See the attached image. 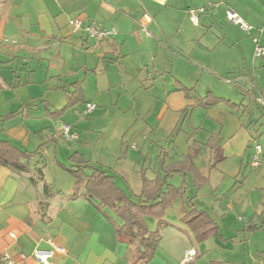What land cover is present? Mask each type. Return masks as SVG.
<instances>
[{
    "label": "rangeland",
    "instance_id": "374dc122",
    "mask_svg": "<svg viewBox=\"0 0 264 264\" xmlns=\"http://www.w3.org/2000/svg\"><path fill=\"white\" fill-rule=\"evenodd\" d=\"M200 20L194 37H179L176 41L181 51L167 49L165 43L158 50L154 47L151 53L136 52L126 57L122 55L121 59L116 56L105 61L102 52L86 49L83 59L94 72L87 73L83 69L81 78L87 75L86 100L93 102L96 109L88 113L81 105L76 111H66L63 120L53 121L56 129L66 125L72 128L70 135L77 137L75 140L57 137L61 162L65 149L85 151L93 163L98 160L105 162L109 166L108 172L115 175L118 186L132 191L134 199L142 187V173L154 178L158 159L162 155L167 162L182 160L185 155L192 156L195 164L210 179L202 189L197 204L210 212L217 224L224 228L228 222L223 219L233 213L227 209L228 204L242 209L247 204L246 193L255 189L264 192V153L260 157V167L251 164L256 145H261L264 151V57L256 55L258 46L264 49V24L245 21L253 27L251 32H245L224 17L215 22L212 15H201ZM91 43L96 47L95 41ZM75 57L82 58L78 54ZM28 62L27 70L40 69L38 73L28 74L33 82L29 84V91L35 99L27 98L28 88L19 87L16 78L14 89L8 88L3 92L6 99L24 97L25 103H30L35 110L39 108L40 115L47 119L45 105L48 104L52 111L63 108L66 92L55 88L57 85L53 82L51 88L41 83L46 64L38 60ZM175 77L182 79L189 88L194 87L190 92L193 99L186 98L183 91L175 90ZM8 82L10 87V79ZM254 87H257L254 95L240 91ZM197 93L207 97V105H199L195 98ZM219 98L239 105V110L231 112ZM14 101L18 103V99ZM247 107L250 112H246ZM241 123L245 126L242 127ZM211 139V145L216 147L214 151L208 145ZM34 143L40 145L41 141L36 139ZM52 148L53 145L48 143L43 152L48 179L68 182L72 176L56 167V154ZM223 158H226L225 161ZM63 162L69 165L67 161ZM183 179V175H175L169 184L180 186ZM188 195H194L192 187ZM180 205L178 200L172 211ZM172 213L170 218L174 220L176 212ZM236 214L238 219L242 216L239 212ZM261 219L258 215L253 226H264V219ZM146 220L151 230H157V221L153 217ZM169 220L172 219L168 217ZM183 226L190 234L188 225ZM178 231L169 228L161 233L164 235L163 249L171 251L177 264L183 257V248L198 252L191 264H211L212 261L233 264L245 253L249 255V243L235 248L229 239L220 242L224 243L221 249L217 238L199 243L188 233L179 234ZM258 233L262 235L264 231ZM259 235L253 238V242H257ZM215 240L218 242L214 243ZM259 250L262 248H254V254H258Z\"/></svg>",
    "mask_w": 264,
    "mask_h": 264
},
{
    "label": "crops",
    "instance_id": "0c3cea01",
    "mask_svg": "<svg viewBox=\"0 0 264 264\" xmlns=\"http://www.w3.org/2000/svg\"><path fill=\"white\" fill-rule=\"evenodd\" d=\"M199 9L205 11L198 13L199 20L196 24L191 19L190 11ZM229 12L238 14L244 21L264 24V0H0V61L2 62L0 134L20 149L37 153L31 162L32 171L29 173L17 174L0 165V264L4 253L12 255L18 264H41L34 256L36 250L53 252L51 258L53 264H142L137 262L135 244L117 237L115 226L120 224V220L112 210L99 208L98 202L95 199H88L84 191L75 194V180L72 175L70 179L68 178V182L49 181L46 173L48 166L43 163L46 159L43 154L44 147L48 143L53 145L52 149L57 160L56 167L62 173L67 171L65 167L71 165L70 157L75 152H79L88 160L90 168L101 169L114 178L115 175L108 172L109 166L105 162L98 160L93 163L82 150L65 149L63 154L66 156H62L64 157L62 162L59 160L56 144L57 137H61L62 129H56L53 120H63L66 111H76L80 104L74 109L66 110L59 119H55L52 114L64 107L52 111L46 104L47 119H45L40 115L39 108L35 110L30 103L24 102V97L22 99L21 96L14 97L18 99L20 105L14 99H6V93L3 91H7L8 88L14 89L15 78L19 81V87L28 88L27 98L35 99L33 93L29 91V84L33 82L28 74L40 72V69L27 70L28 60H38L46 64L43 69L44 80L41 83L51 88L53 82L55 86L57 85L54 86L55 88L64 89L66 103L73 92L75 82H83L86 99L87 75L81 78L84 73L82 70L86 69L87 73L93 71L83 59L86 49L102 52L105 61L116 56L121 59L122 55L126 57L136 52L151 53L154 47L158 50L165 43L168 45L167 49L181 51V46L176 44V41L179 37L190 39L195 36L200 26L201 15L204 17L212 15L215 22L224 17L229 22ZM76 18H81L84 26L96 21L104 28H114L116 34L98 42L89 38L83 30L75 33L69 23ZM5 39L15 40L16 43H10L11 46L6 47ZM92 40L95 41L96 47L92 45ZM67 46L73 48L68 49ZM75 54L82 58H76ZM5 70L7 71L4 72ZM25 78L27 83L24 82ZM174 79L175 90H181L186 98L193 99L190 92L194 87L189 88L182 79L176 77ZM251 90L240 91L242 94H247ZM195 98L198 101L204 99L201 103L207 105L205 101L207 97H201L197 93ZM10 114L14 116L6 118ZM241 126L244 127L245 124L241 123ZM56 133L57 135L54 136ZM36 139L41 141L40 145L34 143ZM102 151L108 152L104 149ZM63 161H67L69 165ZM39 169L43 170L44 177L36 186L31 183L30 178L36 176ZM86 172L91 174L92 170L88 169ZM189 179L186 178L188 182L186 195L178 199L181 201L180 207L172 211L177 200L166 212L165 222L168 226L160 228L156 220L157 229L160 228L161 233L169 228L179 230V234L188 233V228L183 226L185 222L182 220L188 198L193 199L197 208L205 210L197 204L199 197L202 196V190L197 194L190 177ZM44 184H47L51 190L50 197H44ZM191 187L194 190L193 196L188 195ZM126 192L135 196L132 191ZM246 199H248L247 204L242 209H236L232 204L227 205V209L233 213L223 219L228 222L224 228L219 226L210 212L205 210L218 226V234L210 239L219 240V242L213 241L214 243H222L230 239L235 244V248L242 243H249V255L245 253L244 257H240L233 264H264V233L262 235L258 233L264 231V226H253L258 215L261 216V220L264 219V192L257 189L250 190L246 193ZM172 212H176L174 220L170 218L174 214ZM237 212L242 214L239 219ZM168 217L172 220L168 221ZM189 231L188 234L194 237L191 229ZM257 235H259L257 242H253V238ZM163 239L164 235H162ZM162 240L153 260L148 264H177L171 251L163 249ZM181 242L184 243L182 239ZM221 243L218 245L223 249L224 243ZM56 247L64 248L66 254L55 252ZM254 248H262V250L254 254ZM187 250L189 249L181 250L184 254L179 264H182ZM22 254L26 256L24 260L20 258ZM222 263V261L211 262V264Z\"/></svg>",
    "mask_w": 264,
    "mask_h": 264
},
{
    "label": "trees",
    "instance_id": "16d2710c",
    "mask_svg": "<svg viewBox=\"0 0 264 264\" xmlns=\"http://www.w3.org/2000/svg\"><path fill=\"white\" fill-rule=\"evenodd\" d=\"M256 89L257 87H254L247 94L254 95ZM202 100L204 99L199 100L201 106L205 105L201 103ZM218 100L224 101L232 112L239 110V105L229 100L223 98ZM79 104L84 105L85 108L88 104L85 99L83 82L73 84V92L68 97L64 108L52 115L55 116V119H59L66 110L74 109ZM246 112H250L249 107ZM12 116L14 114H10L6 118ZM60 136L63 137L62 134ZM212 141L213 139L209 141L208 145L214 151L216 147L211 145ZM35 155L37 153L20 149L0 134V165L17 174L29 173L32 171L31 162ZM70 162L71 165L65 167V170L75 180V194L84 191L88 199H95L98 202L99 208H107L114 212L120 220V224L115 226L117 237L135 244L137 262L142 264H148L153 260L162 240L160 228L168 226L165 222L167 210L178 199H182L186 195L188 189L186 178H191L197 194L209 183V177L195 164L192 156L185 155L182 160L167 162L162 155L158 159V169L154 178H148L145 173H142L141 192L134 199V195H129L116 184L112 175L101 169L90 168L88 160L82 153L75 152L70 157ZM88 169L92 170L91 174H87ZM177 174L184 176L182 185L179 187L169 184V180ZM43 177V170L39 169L36 176L30 178V181L37 186L39 182L43 181ZM43 189L44 197H50L49 186L44 184ZM148 217L157 220L160 228L151 230L146 222ZM182 220L191 229L197 242H205L218 234V226L214 219L207 211L197 208L192 198H188L185 204Z\"/></svg>",
    "mask_w": 264,
    "mask_h": 264
},
{
    "label": "built area",
    "instance_id": "2783aa9c",
    "mask_svg": "<svg viewBox=\"0 0 264 264\" xmlns=\"http://www.w3.org/2000/svg\"><path fill=\"white\" fill-rule=\"evenodd\" d=\"M205 9H199V10H191V19L194 23H198L199 20V12H204ZM228 18L230 21L234 22L237 24L241 30L245 32H251L253 30V27L246 23L238 14L234 12H229L228 13ZM69 25L71 26L73 32H78L83 30L86 35L89 38H93L98 42L104 41L108 38L113 37L116 34V31L114 28H104L102 27L98 22L96 21H91L89 22L86 26L83 25V20L81 18H76L72 21H70ZM4 42L6 44H15L16 41L12 40L10 41L9 39H5ZM258 43V42H257ZM256 55L258 57H264V49L261 47H257L256 50ZM96 109V105L94 103H88L86 105V112L90 113L93 112ZM61 134L65 138H69L71 140L77 139L76 136L70 135V129L68 126H64L62 130L60 131ZM255 154L252 157V166L258 168L261 165L260 161V155L263 153V148L261 145H256L255 147ZM55 252L61 253V254H66V250L61 247H56ZM34 256L36 259L41 263V264H53L51 262V258L53 256V252L51 251H42V250H36L34 252ZM197 256V252L195 249H189L185 252L184 259L182 260V264H188L191 263L195 257ZM20 258L24 260L26 258L25 255H21ZM1 264H18L16 259L9 253H4L2 258H1Z\"/></svg>",
    "mask_w": 264,
    "mask_h": 264
}]
</instances>
